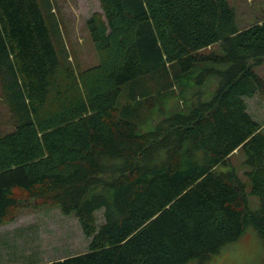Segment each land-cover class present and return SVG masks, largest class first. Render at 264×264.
<instances>
[{
  "label": "trees",
  "instance_id": "obj_1",
  "mask_svg": "<svg viewBox=\"0 0 264 264\" xmlns=\"http://www.w3.org/2000/svg\"><path fill=\"white\" fill-rule=\"evenodd\" d=\"M98 1L86 20L98 62L75 71L39 0H0L13 125L0 133V223L21 207L74 213L87 250L45 264L202 263L247 227L264 243V130L246 99L264 90L253 69L264 19L238 28L228 0ZM215 44L221 54L202 52ZM210 76L219 84L206 94ZM176 88L189 109L143 129L146 110ZM237 149L257 210L235 168L218 170Z\"/></svg>",
  "mask_w": 264,
  "mask_h": 264
},
{
  "label": "rangeland",
  "instance_id": "obj_2",
  "mask_svg": "<svg viewBox=\"0 0 264 264\" xmlns=\"http://www.w3.org/2000/svg\"><path fill=\"white\" fill-rule=\"evenodd\" d=\"M54 45L63 62L75 71L83 70L98 62L97 52L92 42L86 20L94 12H101L98 0H39ZM233 8L238 28H245L264 19V0H228ZM203 53H222L219 44L202 50ZM225 67V65H217ZM264 80V62L253 67ZM219 79L210 76L205 83L206 94L215 91ZM196 87V86H194ZM176 95L164 96V102L146 110L140 125L152 129L158 120L173 111H187L193 99L180 100ZM211 94V95H212ZM211 96L208 98L210 99ZM206 99V100H208ZM248 111L264 130V90L246 98ZM190 104V105H189ZM13 127L10 113L0 85V133ZM246 156L241 149L235 150L226 166H218L220 171L235 168L245 185L247 205L250 210L261 206V199L250 193V181L244 171ZM98 223L102 221V210L96 212ZM89 239L84 236L74 213L65 215L57 206L21 207L10 222L0 223V260L3 264H45L54 259L87 250ZM8 248V249H7ZM36 257V258H35ZM35 258V259H34ZM188 264H264V243L252 227H247L236 240L226 244L220 252L202 263Z\"/></svg>",
  "mask_w": 264,
  "mask_h": 264
},
{
  "label": "crops",
  "instance_id": "obj_3",
  "mask_svg": "<svg viewBox=\"0 0 264 264\" xmlns=\"http://www.w3.org/2000/svg\"><path fill=\"white\" fill-rule=\"evenodd\" d=\"M8 249V248H7ZM36 258V257H35ZM34 258V259H35ZM0 264H3L2 262H1V260H0ZM29 264H36V261L35 262H31V263H29Z\"/></svg>",
  "mask_w": 264,
  "mask_h": 264
}]
</instances>
